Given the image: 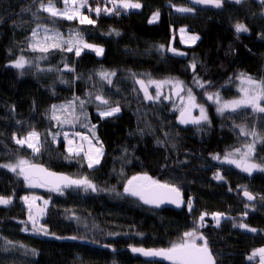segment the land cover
<instances>
[{
  "label": "trees",
  "instance_id": "trees-1",
  "mask_svg": "<svg viewBox=\"0 0 264 264\" xmlns=\"http://www.w3.org/2000/svg\"><path fill=\"white\" fill-rule=\"evenodd\" d=\"M89 2L96 7V0ZM138 2L141 11L121 10L120 15L96 17L84 9L96 24L81 25L36 12L33 0H0V164L25 159L72 179L87 178L97 188L95 192L76 187L59 192L48 187L31 190L18 172L0 168V197L12 200L0 205V264H169L133 253L131 248H167L191 230L202 213L208 215L198 231L206 238L215 264H257L258 257L250 261L248 256L264 247V172L246 175L221 161L225 153L250 143L249 137L238 135L235 125L264 132V113L241 109L221 116L204 93L219 91L223 100H230L238 94L230 85L239 73L264 79V0L239 4L223 0L219 9L192 6L195 11L185 15L175 14L171 5H188V0ZM57 6L62 8L61 0ZM100 6L111 7L103 2ZM155 11L160 20L149 24L148 16ZM236 23H244L249 31L237 34ZM38 24L58 30L64 39L73 30L81 31L86 42L104 49L103 55L99 58L88 49L79 57L59 50L32 52L29 37ZM181 27L199 36L194 46L180 45L176 36ZM173 37V46L185 53L183 57L168 53ZM43 55L47 59H38ZM20 56L32 65L23 70L12 67ZM194 61L195 72L190 68ZM37 63L44 71L35 67ZM65 64L74 71H66ZM100 71L116 73L111 85L99 79ZM133 74L145 81H183L204 105L210 122L180 123L179 99L145 101ZM194 76L210 84L200 88ZM162 91L170 95V86ZM149 92L154 94L155 88L149 87ZM97 93L112 106L118 105L119 113L102 119L97 110L105 106L98 105ZM69 102L78 117L70 129H81L103 145L101 162L94 169H88L82 155H67L63 126L51 120L52 106ZM93 125L95 137L89 131ZM33 130L41 136L39 153L13 139ZM214 155L220 159H213ZM253 161L264 162V142L256 143ZM216 173L223 179H215ZM145 174L178 187L184 205L159 209L124 192L128 179ZM245 189L255 203L241 198ZM25 196L48 201L40 222L48 235L34 232ZM212 213L223 214L218 226ZM240 223L256 231L234 227Z\"/></svg>",
  "mask_w": 264,
  "mask_h": 264
},
{
  "label": "snow or ice",
  "instance_id": "snow-or-ice-1",
  "mask_svg": "<svg viewBox=\"0 0 264 264\" xmlns=\"http://www.w3.org/2000/svg\"><path fill=\"white\" fill-rule=\"evenodd\" d=\"M63 7L57 6V0H33V3L37 5L36 12L47 13L51 18L64 19L69 21H78L81 25H95L96 20L90 18L89 15L82 12V9H87L88 13L94 12L96 17L101 14L104 15H120L121 10L125 13L131 9L141 8V4L138 0H96V7L90 5L89 0H61ZM101 2L105 4H110L111 7H101ZM193 4L210 6L213 8H221L223 0H191ZM242 0H235V3L239 4ZM175 7V6H174ZM175 11L180 13H191L195 11L191 7H175ZM36 12L32 15L36 17ZM159 18V13H153L152 18L148 21L150 24L155 23ZM234 30L237 34L246 33L249 31L248 27L244 23H236L234 25ZM181 33H184V29H181ZM111 34V33H110ZM119 35V32H115ZM199 39V36L192 35L188 37V41L192 44ZM182 42H184L182 40ZM88 49L94 52L97 56H101L104 52L102 47L88 43L84 40L81 31L73 30L68 39H64L61 33L54 28H49L46 25L38 24L36 28L31 30V36L29 37L28 50L32 52L47 54L53 50H59L61 52H74V54L79 57L81 53ZM161 51L164 50V46H160ZM167 51L173 52L175 55H185L183 52H178L173 48H168ZM38 59H47V55H43ZM32 65V61L27 60L24 56L18 57L13 63L12 67L16 69L23 70L26 66ZM35 67L39 71H44L41 69L37 63ZM190 68L195 72L196 62L194 61L190 64ZM52 71V69H47ZM66 71H74V69L67 64H65ZM102 81H106L109 85L112 84L111 77L115 76V72L100 71L98 73ZM91 79V77H89ZM133 79L136 85H139V91L143 92L145 101H155L159 102L161 97L165 100H171L176 97L180 101V123L182 124H195L200 125L203 122H208V114L203 104L198 102L197 96L194 95L192 88L185 89L183 81L176 78H168L165 80H154L149 78L147 81L143 79H136L135 74H133ZM195 83L200 88H205L206 84H210L207 81H201L196 76L193 77ZM233 77H229V82H231ZM239 80V86L237 91L239 96L231 100H223L220 96L219 91L208 92L205 91L204 95L208 102L214 103L216 105V112L218 115L224 116L225 113H236L241 109H251L252 113H264V79L258 80L253 78L251 75L246 73H239L236 77ZM166 86H170V95H163V89ZM149 87L155 88V93L151 94L149 92ZM136 89H134L135 91ZM186 95H182L185 93ZM76 99H79L78 97ZM95 100L99 102V105L105 107L99 109V116L103 119L105 117L113 116L120 111V107L112 106L109 99L105 95L97 93L95 95ZM84 101H80V106L83 108ZM193 109H199V116L193 117L191 112ZM71 110V115L74 119H78L75 116V106L72 102L68 105L59 106V111L69 112ZM57 106H52V117L51 119L57 121L61 126L64 124H72V119L63 118L57 115ZM238 127V135L244 137H252V143H245L243 150L241 148H236L231 152L224 154L222 163H227L234 165L236 168L240 169L242 172H246L252 175L254 171L264 172V162L256 163L253 161V154L255 153V144L257 142H264V132H258L255 127L248 129L246 126L235 125ZM95 126L93 125L89 131L92 132V136L95 137ZM74 136H80L79 133H74ZM16 144L21 147H28L33 153H39L41 148V136L40 134L33 130L27 133L26 136L17 138L13 136ZM64 139L67 142L66 151L71 156H80L83 153L84 159L87 161L88 167L92 168L100 162V157L103 155V145L99 147H94L92 140L86 136H80L81 143L76 144L73 139H70L68 133H64ZM97 143H99L97 139ZM85 144H87V149L85 150ZM69 157H66L68 159ZM213 159L219 160V156H213ZM0 168H7L11 172H17L19 169V175L23 177L26 185L30 188L34 187H48L49 191L61 190V186L67 188L74 186L76 188H84L86 191L91 190L93 192L97 191L96 186L91 183L87 178L83 179H71L67 176L58 175L56 173L50 172L47 169L30 163L28 160L19 159L15 164H0ZM217 180H222L223 177L219 173L214 176ZM124 192L130 196L138 197L144 204H150L154 207H160L161 204H174L177 208L185 201L181 198V192L178 187L168 183H160L157 180L152 179L148 175L133 176L128 179L125 185ZM244 197L248 201H252L255 197L246 189L243 192ZM25 205L28 208V220L32 224L35 233L40 235H48V229L40 223L42 217L45 213L44 207L35 206V201L39 200L40 197L36 196H25L22 198ZM12 203L11 198L0 197V205H9ZM48 201H44V205H47ZM187 206L191 210L192 202L189 199L187 201ZM249 205L245 204V208ZM208 215L207 213H202L199 217V222L189 230L185 231L182 237L171 243L167 248L158 249H145L142 247H132L131 251L133 253H139L140 255L146 257H158L169 264H215L214 254L209 248L208 242L204 235L198 231L199 228L204 227V218ZM244 215H247L245 213ZM212 219L216 222L218 226L220 224L222 213H212ZM239 227L241 229H246L247 231H256L255 229L249 228L246 224L240 223L239 225H234V227ZM60 239V237H57ZM68 239H77V237H68ZM197 241H202V243H197ZM11 243V242H8ZM20 247H24L20 245ZM108 247V245H105ZM33 254H34V250ZM259 257V264H264V247L254 250L248 259L251 261L256 257Z\"/></svg>",
  "mask_w": 264,
  "mask_h": 264
},
{
  "label": "rangeland",
  "instance_id": "rangeland-1",
  "mask_svg": "<svg viewBox=\"0 0 264 264\" xmlns=\"http://www.w3.org/2000/svg\"><path fill=\"white\" fill-rule=\"evenodd\" d=\"M189 1V3H188V5H183V6H175V5H171V8H172V11L175 13V14H180V15H185V14H191V13H180V12H177V11H175V7H191L192 8V6H204V5H196V4H193L192 2H191V0H188ZM223 5V4H222ZM175 6V7H174ZM62 7H63V4H62ZM204 7H210V6H204ZM211 8H213V7H211ZM214 9H217V8H214ZM83 10L84 9H82L81 11L83 12ZM142 10V5H141V8H139V9H131V10H129L128 12H130V11H135V12H137V11H141ZM123 11V10H122ZM157 11H155V12H152L149 16H148V21L152 18V16H153V13H156ZM159 20H160V14H159V18L156 20V22L155 23H151V24H156V23H158L159 22ZM66 21H68V22H73V21H75V20H73V21H69V20H66ZM78 24H79V22L78 21H76ZM149 23V22H148ZM150 24V23H149ZM181 29H184V33L182 34L181 33ZM192 35H196V34H194V33H190V32H188L187 30H186V28H184V27H181L179 30H178V32H177V36H176V38H178V41H179V43H180V45L182 46V47H191V46H194L197 42H198V40L195 42V44H192L190 41H188V37L189 36H192ZM197 36V35H196ZM174 37L172 38V40H171V42H170V46H169V48H173V49H175L176 51H178V52H183L182 50H180V49H177V48H175L174 46H173V43H174ZM182 40L184 41V42H182ZM168 53L169 54H172V55H175V54H173V52H170V51H168ZM184 53V52H183ZM103 55V54H102ZM102 55L101 56H97V57H102ZM175 56H180V57H183V56H181V55H175ZM98 77H99V75H98ZM99 79H100V77H99ZM239 80H237L236 82H234L233 84H231L230 85V87H232V88H234L235 89V91H237V88H238V86H239ZM237 93H238V91H237ZM184 95H186V92H185V94ZM239 96V93L238 94H236V95H234V98H236V97H238ZM231 100V99H230ZM73 103V102H72ZM61 105H68V103H64V104H60V105H56L57 106V109H58V111H57V115H60L61 117H62V119L63 118H68V119H72V124H64L63 125V128H62V132L63 133H68V135L70 134V135H73L74 133H79L80 134V136H86V137H88L90 140H92V143H93V146L94 147H99V145L92 139V137L89 135V134H87V133H85V132H83L81 129H77V130H74L73 128H72V130L70 129V127L72 126H74V124H75V120L76 119H74L73 117H72V115H71V110L69 111V112H61V111H59V106H61ZM74 105V104H73ZM98 105H99V102H98ZM99 106H103V105H99ZM52 110V109H51ZM97 113H98V115H99V109L97 110ZM119 113V112H118ZM118 113H116L115 115H117ZM193 115H194V117H198L199 116V109H193L192 110V112H191ZM208 114V113H207ZM75 116H76V111H75ZM51 117H52V111H51ZM208 117H209V115H208ZM54 123H57V121H55V120H53V119H51ZM210 122V119H208V122H203L202 124H205V123H209ZM80 136H74L73 135V140L76 142V144H79V143H81V141H80ZM250 138V143H252V141H253V138L252 137H249ZM256 145V144H255ZM26 147V146H25ZM28 148V147H27ZM66 148H67V142H66V140H65V151H66ZM243 148L244 147H242L241 148V150H243ZM28 149H30V148H28ZM87 149V144H85V150ZM31 150V149H30ZM32 151V150H31ZM66 153H67V155H69V153L66 151ZM81 155L83 156V153H81ZM80 155V156H81ZM74 156V155H73ZM103 156V155H102ZM102 156L100 157V162H101V159H102ZM84 157V156H83ZM223 160V159H222ZM18 162V160L17 161H15V162H13V163H10V164H15V163H17ZM84 162H85V164H86V166L88 167V164H87V161L84 159ZM100 162L98 163V164H96L94 167H92V168H89L88 167V169H94V168H96V167H98L99 166V164H100ZM225 165H227V167H231V168H234V169H236V170H238V171H240V169H238V168H236L234 165H231V164H227V163H224ZM17 172L19 173V169H17ZM240 172H242V171H240ZM254 172H256V171H254ZM253 172V173H254ZM242 173H244V174H246V175H249L248 173H246V172H242ZM252 173V174H253ZM27 186V185H26ZM28 187V186H27ZM29 189H31V190H47V188H45V187H34V188H30V187H28ZM24 202V201H23ZM48 205V204H47ZM47 205H44V200H42L41 198L39 199V200H37V201H35V206H37V207H44L45 208V211H46V208H47ZM45 214V213H44ZM43 218V217H42ZM41 221H42V219H41ZM40 221V222H41ZM30 223V222H29ZM31 224V223H30ZM262 248V247H261ZM259 249V248H258ZM258 257V256H257ZM257 264H259V257H258V262H257Z\"/></svg>",
  "mask_w": 264,
  "mask_h": 264
},
{
  "label": "water",
  "instance_id": "water-1",
  "mask_svg": "<svg viewBox=\"0 0 264 264\" xmlns=\"http://www.w3.org/2000/svg\"><path fill=\"white\" fill-rule=\"evenodd\" d=\"M37 165H39V166H41V167L47 169L45 166H43V165H41V164H37ZM47 170H48V169H47ZM48 171L53 172V173H56V174H58V175H63V176H67V177H69L68 175H66V174H64V173H58V172H54V171H51V170H48ZM69 178H71V177H69ZM71 179H72V178H71ZM70 187H74V186H70ZM62 188H64V187L61 186V189H62ZM81 188H82V187H81ZM137 198H138V197H137ZM181 198H182V200L184 201V198H183L182 194H181ZM241 198H242L246 203H248V204H253V203H255V201H256L255 198H254L252 201H248V200L244 197L243 192L241 193ZM145 205H150V204H145ZM183 205H184V203L181 204L180 207H182ZM151 206H153V205H151ZM153 207H154V206H153ZM180 207H179V208H180ZM155 208H157V207H155ZM158 208L161 209V208H177V207H176L174 204H168V203H165V204H161L160 207H158ZM150 258L156 259V260L159 261V262L169 263L168 261H165V260H163V259H161V258H158V257H150Z\"/></svg>",
  "mask_w": 264,
  "mask_h": 264
}]
</instances>
